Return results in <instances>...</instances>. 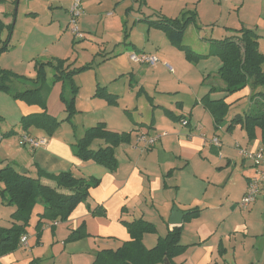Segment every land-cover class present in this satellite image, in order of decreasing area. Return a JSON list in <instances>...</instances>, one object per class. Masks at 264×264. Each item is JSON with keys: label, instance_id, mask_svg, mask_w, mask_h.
<instances>
[{"label": "rangeland", "instance_id": "1", "mask_svg": "<svg viewBox=\"0 0 264 264\" xmlns=\"http://www.w3.org/2000/svg\"><path fill=\"white\" fill-rule=\"evenodd\" d=\"M59 2L62 5H59ZM81 2L83 11L78 18L77 25L82 32V37L75 39L70 32L69 13L67 14L65 9L69 3L70 6L72 5V0L0 1V20L3 21L4 16H8L10 23L7 27H11L10 33L5 29L2 34L3 41L6 39L8 44L7 50L0 54V69L16 76H22L26 80L36 81L38 79L37 68L40 64H44L41 71L44 82L50 88L46 111L54 115L58 122L51 136L33 127L26 131L22 130L20 126L22 113L16 101L8 94L0 92V138H2L0 168L6 166L3 163H11V165L14 164L12 167L16 171L20 172L25 169L26 174L33 177L35 176L34 160L29 167L23 164L27 161V156L31 158L32 151L29 148H24L26 146H22L21 136L27 135L30 138H35L34 136L40 132L43 137L48 139L54 135L71 147L77 139L84 136L88 129L96 126L99 122H104L102 120L114 119L117 111L123 115L126 114L124 112L126 109H128V115L133 114L132 116L138 118L154 115L157 120L161 121L158 129L160 131L167 130L170 134H175L183 128L181 120L178 121L177 118L179 115H183L190 120V127L198 123V127L201 129L200 138L207 145L213 138H217L214 136L216 133L217 139L220 141V148L218 154H211L207 157L208 161L203 159L208 169L215 163L214 160L219 162L230 158L238 162L237 159L242 158L239 151L241 148L246 149L243 147L246 137L244 132L240 134L237 131L234 135L224 133L227 131L229 121L237 112L244 114L251 106L255 111L264 110V104L260 102L262 100L257 98L249 100L248 95L240 96L239 94L217 93L208 90L207 94L210 95V100L222 97L226 103L233 102L228 107L231 108L228 113L230 119L228 122H222L223 124L216 130H214L211 114L208 111V113L203 112L201 108L193 104L196 98L199 99L204 95L205 87L222 84L216 76V72L222 65L220 57L215 54L217 42L238 35L242 31L251 30L258 36V51L264 61V0H82ZM50 5L55 6L50 7ZM159 20L181 24L186 22L179 47H189L200 55L211 52L210 55L202 57L195 63L189 62L185 53L170 42L163 30L148 24V22ZM7 36L9 37L6 38ZM138 52L154 55L158 62L152 66L139 64L142 65V69L139 70L140 72L136 71L131 83L127 80V82L109 83L114 74L115 63L120 62L121 66L128 65L129 62H126L124 58L132 53L138 55ZM117 58L118 60L114 61ZM158 58L161 60L159 61ZM50 61L54 64L61 61L64 63V67H68L69 70L89 66L87 70L72 76V83L77 92L74 100V112L68 119L59 100L61 87L57 84L60 82L54 81V70L45 65ZM167 67H170V70ZM178 76L181 77L182 83L174 79ZM118 79L123 80V77H118ZM163 81L166 83L164 86H162ZM99 82L109 84L105 90L106 93L110 91L118 94L115 95L116 97L112 95L114 102L110 103L106 98L95 96L97 88L105 87L99 85ZM200 84L203 86L201 87ZM132 87L135 88L133 91H131ZM140 87H143V92L138 96ZM176 92H179L180 95L176 96ZM90 95L93 99L89 103L87 99ZM116 102H119L120 110L110 108V106H115ZM177 104H179L178 109L175 108ZM130 105H135L137 109L135 111L134 107L129 109ZM116 125L117 123H115ZM12 131L16 134H11ZM181 137L184 136L181 135ZM134 143L135 141H133ZM90 144L89 148L92 150L104 146L103 142L98 139L93 140ZM199 159L202 158L199 156ZM189 165L199 166L192 162H189ZM83 173L88 176V170H84ZM184 181H187L188 184L193 182L192 176H188L187 172L180 174L178 178V182ZM196 183L189 185L179 195L181 201H186L190 196L199 195L202 188ZM0 200H2L1 197ZM1 203L0 201V205ZM139 206L151 210V212L146 210L142 214L138 211L134 218L127 217L122 221H132L135 218L145 222L152 220L150 224L154 226L155 233H146L143 235L145 237H142L144 246L151 247L156 244L157 236L164 232L160 226L162 220L159 219L157 212L151 209L149 198L145 203L141 202ZM35 210L39 211L41 207L37 206L33 209V218ZM10 223L12 225L16 222L9 219ZM122 225L124 226L123 223ZM35 226L31 229L32 226L28 223L25 227V234L30 233L34 237L39 232L40 238L36 244L39 253L48 254L46 258H53L50 241L53 238L52 231H56L59 227L56 230L50 227L47 230L49 233L45 231L47 233L44 235L43 244H41V236L45 233H43L44 225L41 230L35 229ZM66 239L62 241L63 244L76 242H67ZM24 241H26V236H24ZM57 243L59 245L61 241H57ZM113 243L104 242V246L107 249L115 250L121 245ZM93 254V251H90L89 255L86 252H80L73 254L71 258L63 257L56 264H91Z\"/></svg>", "mask_w": 264, "mask_h": 264}, {"label": "crops", "instance_id": "2", "mask_svg": "<svg viewBox=\"0 0 264 264\" xmlns=\"http://www.w3.org/2000/svg\"><path fill=\"white\" fill-rule=\"evenodd\" d=\"M46 1L50 2L51 0ZM59 5H62L61 2H59ZM51 6L54 7L55 5ZM70 7L69 3L68 7L65 8L67 14ZM81 10L83 11L82 2ZM0 22L7 26L10 23L9 17L4 16V20H0ZM132 54L124 58L130 64L121 66L120 64L122 63H115L113 67L114 74L109 83L115 81H128L131 83L133 81L136 71L140 72L142 65L138 64L139 66H135L137 64L130 61L129 57ZM139 54L145 53L140 52ZM116 60L118 58L114 61ZM118 77H123V80H119ZM174 79L182 83L180 76ZM98 84L105 86L103 87L105 90L109 85L104 82H99ZM57 85L61 87L60 83ZM164 85H166L165 82L162 83V86ZM129 86L131 87V84ZM200 86L202 87L203 84H200ZM222 86L223 84L218 83L215 86L205 87L204 95L199 99L196 98L193 105H197L196 107L201 108L203 112H209L206 107L207 103L202 99L208 95V90L211 87L220 90ZM133 89L135 88L132 87L131 91ZM142 92L143 87H140L138 96ZM107 93L111 96L118 95L116 92L108 91ZM176 93V96L180 95L179 92ZM237 94L249 96L250 90L249 88H244L235 93V95ZM92 95L87 99L88 102L93 99ZM207 97L210 100V95ZM232 103L227 104L231 106ZM16 104L22 113L21 117L41 112V109L37 106H27L20 101H16ZM62 107H64L63 104ZM110 108L120 110L121 106L119 102H116V105L110 106ZM130 108H133L134 111L137 109L135 105H130ZM175 108L178 109L179 104ZM230 111L231 108L228 109V113ZM117 112L114 119L99 122L103 123L105 129L109 132L130 134L129 143L121 144L115 150L117 167L114 171H109L92 161L79 160L74 156L72 146L68 147L66 143L60 141L54 135L46 139L39 132L33 139H44L45 144L36 148L28 145L24 147L32 151L31 158L27 156V161L23 162V164L29 167L32 160H34L33 171L35 176L33 177H36L38 169L50 174L69 171L76 177L98 179L99 184L89 190V196L85 203H80L65 223H58L54 226L53 223L44 221L43 233L49 230L51 225L54 226L53 230L59 227L56 231H52L53 238L50 241L53 258H46L48 254H40L39 248L36 247V236L32 237L28 233L25 235L26 246L20 245L15 251L1 256L0 264H56L63 257L71 258L73 254L80 252H86L89 255L90 251L94 253L92 256L94 260L98 251L107 249L104 246V242H114V245H119L130 240L126 227L122 225L121 221L127 217L134 218L135 213L138 211L144 214L148 209L140 208L139 204L141 202L145 203L147 198L151 202V209L155 210L158 217H160L159 219L162 220L160 226L164 232L159 234L157 238L165 236L167 231L172 229L173 226L169 224V219L173 207L182 213H186L182 217L181 224L178 225L182 226L180 243L186 248L179 256L173 259L174 264H264V182L260 185V191L255 201L247 209H242L238 205L246 191L249 179L254 176V168L251 161L240 159L239 157L237 159L238 162L230 158L219 162L214 160L215 163L208 169L204 160L208 161L207 157L211 156V154H218L220 145L204 144L200 138L201 129L198 127V123L190 127V120L183 115H179L177 117L178 121L186 119L189 124L187 127L175 132V134H170L167 130L160 131L158 129L161 121L157 120L154 115L138 118L137 116H132L133 114L128 115V109L124 110L126 112L124 115L120 111ZM228 113L225 119L227 122L230 119ZM48 114L55 117L50 113ZM235 115L243 114L237 112ZM211 120L214 124L213 118ZM115 123H117L116 126ZM128 124L129 126H127ZM220 125L222 124L217 125L216 128L213 125L214 130L218 129ZM139 131L145 132L149 137L158 136L160 133H166V135L159 137L151 148L141 151L135 148L136 136ZM237 131L240 134L244 132L239 125H236L224 134L234 135ZM254 134L255 138L252 141H248L246 137L244 138L245 144L243 147L246 150L262 149L260 130L256 129ZM181 135L184 137H181ZM214 136L218 138L216 133H214ZM1 141L2 138H0ZM133 141H135L134 144ZM222 148L225 147L222 146ZM199 156L202 159H199ZM189 162L199 166L193 167L189 165ZM7 164L11 165V163H3V165ZM84 170H88V176H85ZM184 172H187L188 176H192L193 182H190V184L187 181L178 182L180 174H184ZM41 183L53 186L50 181L44 179H41ZM193 183L199 184V187L202 188L199 195L190 196L186 201H181L179 195ZM192 210H197L196 216L191 218L190 222H185V217ZM14 211V207L1 203L0 227L9 228L11 226L9 217ZM91 211L100 214H91ZM148 211L151 212V210ZM40 212L41 210H35L34 218L32 213L29 221L32 226L31 229L36 225L38 221L37 215ZM147 221L152 223V220ZM82 225H84L83 231L88 236L87 238L67 244L62 243L71 231L77 230ZM156 227L159 228V226ZM47 232L42 234L41 244H43L44 235ZM55 239L61 241V244L58 245ZM153 246L145 248L150 249Z\"/></svg>", "mask_w": 264, "mask_h": 264}, {"label": "trees", "instance_id": "3", "mask_svg": "<svg viewBox=\"0 0 264 264\" xmlns=\"http://www.w3.org/2000/svg\"><path fill=\"white\" fill-rule=\"evenodd\" d=\"M148 24L163 30L170 42L179 47L186 22L181 24L159 20L148 22ZM5 29L10 33L11 27H7L0 22V54L7 50V40L4 39L3 41L2 37ZM257 40L258 36L255 32L245 30L215 44L217 48L215 54L222 61L216 75L223 86L220 90L211 87L210 92L235 94L244 88H249V100L261 99L262 101H258L264 104V61L258 51ZM179 48L191 63L197 62L202 57H208L211 53L200 55L189 47L180 46ZM57 63L54 64L50 61L45 65L54 70V81L61 83L59 100L64 105L68 119L74 112V100L77 92L72 83V76L75 73L87 70L89 66L69 70L68 67H64L63 62L57 61ZM43 65L40 64L37 68L38 79L36 81L26 80L22 76H16L0 69V92L8 94L13 100L23 102L27 106H37L41 109L40 113L21 117L20 126L22 130L26 131L28 128L33 127L51 136L58 122L46 111L50 88L44 82L41 71ZM95 96L106 98L110 103L114 102V97L106 93L104 88H97ZM207 96L202 100L207 103L206 107L214 120L216 128L217 125L225 122L230 105L224 102L222 97L209 100ZM205 98H207L206 101ZM246 112L243 115H235L229 121L226 129L229 130L239 125L248 141L255 138L254 132L256 129L260 130L261 147L264 151V110L255 111L251 106ZM11 134L16 133L12 131ZM95 139L101 140L104 146H100L96 150L90 149V143ZM129 141V133L109 132L105 129L103 123H98L88 129L82 138L77 139L72 144V151L74 156L81 161H92L109 171H114L117 167L115 150L119 145L127 144ZM22 146L26 145L22 144ZM41 179L50 181L53 186L42 184ZM0 184L2 185L0 188L1 201L4 205L15 208L10 219L16 222L12 223L9 228L0 227L1 257L15 251L20 246V239L26 235L25 227L28 225L35 207H41V212L37 215L38 221L35 229L41 230L44 221L51 223L66 222L73 210L80 203H85L89 196V190L98 186L99 180L76 177L69 171L50 174L39 169L36 177L33 178L27 174H21L7 164L5 167L0 168ZM196 213L197 210H192L184 221L191 220L196 216ZM91 214L100 213L91 211ZM121 223L126 227L130 240L123 242L115 250L102 249L98 251L91 264H164L165 260L169 261L170 264H174L173 259L186 248L180 243L182 226H173L165 236L157 238L156 244L152 248L147 249L142 243V237L146 233H155L154 226L141 219L130 222L121 221ZM53 227L52 225L51 229ZM83 228L84 225L75 231H71L66 241H77L86 237ZM36 238V243H38L39 232H37Z\"/></svg>", "mask_w": 264, "mask_h": 264}, {"label": "built area", "instance_id": "4", "mask_svg": "<svg viewBox=\"0 0 264 264\" xmlns=\"http://www.w3.org/2000/svg\"><path fill=\"white\" fill-rule=\"evenodd\" d=\"M81 14V1L73 0L71 8L69 10V24L70 32L75 37V39L82 37V32L79 30L77 25L78 18L81 16ZM129 59L131 62L136 64H148L151 66L156 65V63L158 62L155 56L146 54H132L130 55ZM167 69L170 70V67H167ZM180 122L182 127H187L189 124L186 119H181ZM165 135L166 133H162L158 136L155 135L149 137L145 132L139 131L136 136L137 138L135 148H138L141 151L147 150L153 146L154 142H156L159 137ZM20 142L23 145H28L33 148L45 144L44 139H33L28 136H22ZM209 143L215 146H219V141L217 138H213ZM239 154L243 159L250 160L254 168V176L249 179L246 191L240 202L238 203L240 208L247 209L255 201L260 191V185L264 182V151L261 148L254 151H249L241 148ZM53 225H57V222H54ZM20 245L26 246V241H24V238L20 240Z\"/></svg>", "mask_w": 264, "mask_h": 264}, {"label": "water", "instance_id": "5", "mask_svg": "<svg viewBox=\"0 0 264 264\" xmlns=\"http://www.w3.org/2000/svg\"><path fill=\"white\" fill-rule=\"evenodd\" d=\"M20 173L26 174L27 171L25 169H22L20 171ZM184 214H186V213H182V212L178 211L176 208H173L172 213H171V217L169 219V224L172 226L180 225L182 222V217L184 216ZM165 264H169V262L167 260H165Z\"/></svg>", "mask_w": 264, "mask_h": 264}]
</instances>
